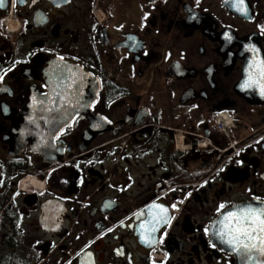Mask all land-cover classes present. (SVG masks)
<instances>
[{"label": "flooded vegetation", "instance_id": "obj_1", "mask_svg": "<svg viewBox=\"0 0 264 264\" xmlns=\"http://www.w3.org/2000/svg\"><path fill=\"white\" fill-rule=\"evenodd\" d=\"M244 6L0 4V264L264 260L214 235L264 201V96L241 87L264 60V0Z\"/></svg>", "mask_w": 264, "mask_h": 264}, {"label": "snow or ice", "instance_id": "obj_2", "mask_svg": "<svg viewBox=\"0 0 264 264\" xmlns=\"http://www.w3.org/2000/svg\"><path fill=\"white\" fill-rule=\"evenodd\" d=\"M234 2L237 11L246 14L244 0H234ZM3 3L4 0H0V4ZM241 87H257L260 95L264 96V60L250 62L248 77ZM256 199L259 200V198ZM155 207L161 213L158 217H154L156 222L158 223L161 219L167 222V209L163 205H155ZM220 208H224V205L221 204ZM217 225V230L214 232L215 237L222 245H227L232 252L241 254L249 261L253 259V253H259L261 257H264V201L259 206L247 204L223 213V218L217 221ZM151 231H155V227ZM205 232H208L207 228ZM212 247L216 245L212 244ZM257 264H264V260L258 261Z\"/></svg>", "mask_w": 264, "mask_h": 264}, {"label": "water", "instance_id": "obj_3", "mask_svg": "<svg viewBox=\"0 0 264 264\" xmlns=\"http://www.w3.org/2000/svg\"><path fill=\"white\" fill-rule=\"evenodd\" d=\"M59 126H61V125H51V130H52V131H53V130H56L55 127H59ZM87 150H88V147H85V146H84V147L82 148L81 151H82V152H85V151H87ZM222 218H223V217H222Z\"/></svg>", "mask_w": 264, "mask_h": 264}, {"label": "rangeland", "instance_id": "obj_4", "mask_svg": "<svg viewBox=\"0 0 264 264\" xmlns=\"http://www.w3.org/2000/svg\"><path fill=\"white\" fill-rule=\"evenodd\" d=\"M178 138H177V142H179V140H180V137L179 136H177ZM180 145V144H179Z\"/></svg>", "mask_w": 264, "mask_h": 264}, {"label": "bare ground", "instance_id": "obj_5", "mask_svg": "<svg viewBox=\"0 0 264 264\" xmlns=\"http://www.w3.org/2000/svg\"><path fill=\"white\" fill-rule=\"evenodd\" d=\"M224 119H226V121L228 120V118H227V117H225Z\"/></svg>", "mask_w": 264, "mask_h": 264}]
</instances>
